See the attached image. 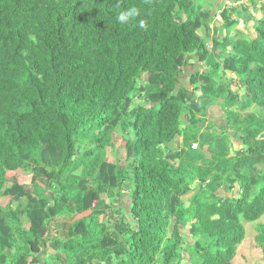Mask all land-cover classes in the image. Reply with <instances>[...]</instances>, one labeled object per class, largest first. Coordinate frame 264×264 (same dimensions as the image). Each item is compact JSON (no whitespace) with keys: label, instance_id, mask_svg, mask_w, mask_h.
Here are the masks:
<instances>
[{"label":"trees","instance_id":"16d2710c","mask_svg":"<svg viewBox=\"0 0 264 264\" xmlns=\"http://www.w3.org/2000/svg\"><path fill=\"white\" fill-rule=\"evenodd\" d=\"M198 1L0 0V264H233L264 215V0L212 48Z\"/></svg>","mask_w":264,"mask_h":264},{"label":"rangeland","instance_id":"374dc122","mask_svg":"<svg viewBox=\"0 0 264 264\" xmlns=\"http://www.w3.org/2000/svg\"><path fill=\"white\" fill-rule=\"evenodd\" d=\"M199 3L203 2V0L198 1ZM235 12H237V8L234 9ZM260 11V10H258ZM217 14V13H216ZM217 18V17H215ZM258 15L252 17V22L251 23H246L245 27L246 30H253V25L254 23L257 21ZM208 24H212V23H208ZM212 31H215L214 33L216 34V25H214V23L212 24ZM200 30H203V27L200 28ZM210 30V31H211ZM228 34V37L233 36L232 31H230ZM225 34H222L221 36H224ZM215 36V35H214ZM221 36L219 38H221ZM249 36V34L243 35V36H239V37H247ZM218 38V40H219ZM213 41L209 42L208 41V48H212L211 46H213ZM220 47L222 48V44H220ZM224 47V46H223ZM230 47H227V50H229ZM215 54V52H214ZM192 66H188L185 68V75H182L180 80L181 82H187L188 81V76H189V72L193 71V70H198L200 69V66L198 63H196L195 61H192ZM230 76V75H228ZM231 89L235 92H238L239 95H242L244 93V89L239 88L236 84H231ZM247 111H250L247 110ZM247 111H243V114L246 113ZM207 123L210 124L211 128H220L221 125H223L225 123V119H226V115L224 114V110L221 108L219 103H216L214 105H212L208 111H207ZM234 132V136H233V144L235 146H240V140L237 138V134L235 131ZM124 136H126V131L125 130H118L117 136H116V141L113 144V147L110 148V159L115 160V158H118L120 161H123L125 158V151L124 148L122 147L121 144V140L122 138H124ZM181 140V139H180ZM180 144V141H178ZM193 148L197 147V144L194 143L192 145ZM27 177V180L29 178V174ZM193 193L188 194V196H186V198H189ZM3 204H8L10 203L12 205V207H16L19 204V198L17 196L14 197H3L1 199ZM22 202H25L24 198L22 199ZM116 209V208H114ZM113 210V209H112ZM128 220L130 219L129 217L127 218ZM259 223H264V215H262L257 221L254 222H244L245 228H246V236L244 241L238 246L237 249V255L235 256V258L233 259L232 263L233 264H241L244 261L246 262V264H264V259H262V250H261V246L260 243L257 239V236L259 235V231L257 229V225ZM189 242H191V239L189 240Z\"/></svg>","mask_w":264,"mask_h":264},{"label":"crops","instance_id":"0c3cea01","mask_svg":"<svg viewBox=\"0 0 264 264\" xmlns=\"http://www.w3.org/2000/svg\"><path fill=\"white\" fill-rule=\"evenodd\" d=\"M226 0H203V2L200 3L203 10L211 11V18L210 23H214L216 25V34L215 31L208 32L207 28H204L203 30L199 31L201 36L205 39L206 44L208 45V41H213L214 37L219 38L222 34H227L230 31H232L233 36H229L230 39L234 37H239L248 34L251 32L250 30H246V23L252 22V17L257 16L259 17L260 11L259 8L261 7V4H263V1L261 0H233L235 3L232 7L228 8V11L230 13L229 19L231 21H235V25L231 29H227L225 26V21L214 19V12L217 11L220 8H224L222 6ZM235 8H237V12H235ZM212 24H208V27H213ZM210 28V29H211ZM215 35V36H214ZM224 35V36H225ZM228 35V34H227ZM26 226H27V219L22 218L21 220Z\"/></svg>","mask_w":264,"mask_h":264},{"label":"clouds","instance_id":"9594fccd","mask_svg":"<svg viewBox=\"0 0 264 264\" xmlns=\"http://www.w3.org/2000/svg\"><path fill=\"white\" fill-rule=\"evenodd\" d=\"M138 16H140V11L139 9L135 8V7H131V8H127L123 11H119L115 17L116 21L121 24H127L129 23L131 20L137 18ZM138 26L141 29H145L147 27L146 22L141 19L138 22Z\"/></svg>","mask_w":264,"mask_h":264},{"label":"built area","instance_id":"2783aa9c","mask_svg":"<svg viewBox=\"0 0 264 264\" xmlns=\"http://www.w3.org/2000/svg\"><path fill=\"white\" fill-rule=\"evenodd\" d=\"M234 1L233 0H226L224 2V7H232L234 5ZM220 14H221V10H218L217 11V14H216V17L219 18L220 17Z\"/></svg>","mask_w":264,"mask_h":264},{"label":"water","instance_id":"95a60500","mask_svg":"<svg viewBox=\"0 0 264 264\" xmlns=\"http://www.w3.org/2000/svg\"><path fill=\"white\" fill-rule=\"evenodd\" d=\"M234 134H235L234 132H231V135H232V136H234Z\"/></svg>","mask_w":264,"mask_h":264}]
</instances>
